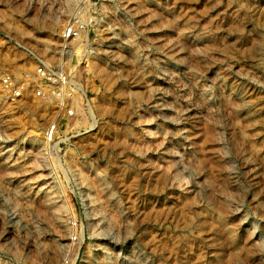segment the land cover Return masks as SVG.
Returning <instances> with one entry per match:
<instances>
[{
    "label": "rangeland",
    "instance_id": "obj_1",
    "mask_svg": "<svg viewBox=\"0 0 264 264\" xmlns=\"http://www.w3.org/2000/svg\"><path fill=\"white\" fill-rule=\"evenodd\" d=\"M0 264H264V0H0Z\"/></svg>",
    "mask_w": 264,
    "mask_h": 264
},
{
    "label": "built area",
    "instance_id": "obj_2",
    "mask_svg": "<svg viewBox=\"0 0 264 264\" xmlns=\"http://www.w3.org/2000/svg\"><path fill=\"white\" fill-rule=\"evenodd\" d=\"M84 30L83 25L78 24L77 22L73 23L72 25H69L65 27L61 32V38L63 42H68L75 40L77 37H79L80 33ZM35 75L36 77L33 78L35 85V95L38 97H42L44 94L46 95H54L55 93L58 94L59 88L64 86L66 81L68 82V79H66L65 75L59 68V66H55L52 68L51 66L44 63L43 60H38V65L35 69ZM4 83L9 84L12 86V83L10 79H6ZM13 88V86H12ZM12 98L14 97L17 99L21 96L22 88L21 86H17L15 89H12ZM46 91V93H44ZM61 111V118L65 120H71L76 116L74 107L65 105L60 108ZM60 113V112H59ZM58 117L55 118L54 124H52L48 131L44 133V139L48 142L55 140V135L57 134L56 131L59 127L60 121H58Z\"/></svg>",
    "mask_w": 264,
    "mask_h": 264
},
{
    "label": "bare ground",
    "instance_id": "obj_3",
    "mask_svg": "<svg viewBox=\"0 0 264 264\" xmlns=\"http://www.w3.org/2000/svg\"><path fill=\"white\" fill-rule=\"evenodd\" d=\"M69 56H70V53L68 52V55L66 57L70 58Z\"/></svg>",
    "mask_w": 264,
    "mask_h": 264
}]
</instances>
